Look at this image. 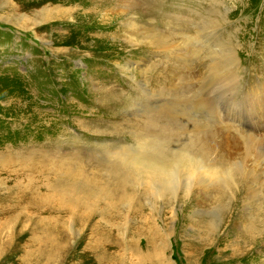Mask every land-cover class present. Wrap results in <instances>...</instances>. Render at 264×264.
Returning <instances> with one entry per match:
<instances>
[{"label": "rangeland", "instance_id": "374dc122", "mask_svg": "<svg viewBox=\"0 0 264 264\" xmlns=\"http://www.w3.org/2000/svg\"><path fill=\"white\" fill-rule=\"evenodd\" d=\"M225 47H232L237 62L219 67L225 73L231 67L238 90L233 99L247 104L251 96L264 97V0H0V199L15 201L22 186L27 189L35 181L43 194L47 185L62 190L74 183L65 173L55 180L61 162L63 168L108 173L112 182L129 184L126 175L108 164L109 153L147 141L153 132L145 131L142 122L148 117L156 119L151 130L161 134L178 126L171 161L198 158L183 139L203 131L210 135L202 142L215 148L210 160L232 151L250 165L241 153L246 131L262 126L252 132L261 148L252 153H262L261 158L251 163L264 176V105L246 106L257 117L246 120L244 133L221 129L203 108V102L213 101L228 123L224 94L214 84L204 90L202 79L208 57ZM198 94L197 105L189 103ZM167 101L171 115L156 113ZM195 121L198 125L190 129L188 123ZM224 138L233 140L234 147L224 144ZM176 148L183 150L172 154ZM136 156L128 152L122 158ZM235 181L233 187L227 184L231 190L213 195L211 185L190 188L186 200L173 203L143 197L139 204L145 212L132 194L116 204L118 193L107 198L94 183L89 195L93 210L53 212L51 218L43 213L0 215V264H94L86 248L99 236L119 243L117 255L125 258L124 264H152L146 254L153 249L145 244L149 229L157 232L155 247L161 254H155L168 264H264V181ZM184 193L178 190L179 197ZM45 228L48 232L40 237L32 235ZM57 230L63 239L55 243L66 247L54 261L30 250L38 243L33 236L47 240ZM210 236H217L216 241L208 243ZM247 250L251 257L241 254ZM137 253L146 258L138 262Z\"/></svg>", "mask_w": 264, "mask_h": 264}, {"label": "bare ground", "instance_id": "6f19581e", "mask_svg": "<svg viewBox=\"0 0 264 264\" xmlns=\"http://www.w3.org/2000/svg\"><path fill=\"white\" fill-rule=\"evenodd\" d=\"M21 21H24V20L22 19ZM231 48L225 47L223 50L221 49L214 50V52H212L214 53V56L208 57L210 62L207 64V70L205 71L206 73L204 74V77H202L203 84H204V88H203L204 90L208 88V86L210 85L213 86L214 84L216 86L215 89H219V92L224 94V102L222 106H223V110H229L226 113L227 115L225 116V120H227L228 123H224L223 117L220 115V111H218L215 108L213 101L203 102V108L206 111H209L208 115L213 117L214 124L216 123L221 129H227L229 130V132L234 130V131H240L244 133L243 130L245 129L243 128L248 127L247 121H249L250 119L254 117L255 118L257 117L254 114H253L254 117H252L248 112H246L247 110L246 106L251 105L254 102L257 103L256 105H264V97L260 99L256 96L251 98L252 97L251 96L248 99L247 104H243L239 101L236 102L233 99L235 98L233 97V93L235 92V90L236 92H238V90L237 88L235 89V77L233 74H231V71H232L231 67H229L231 71L228 70L227 73L221 72L219 70V67H222V66H226V67L231 66V65L237 66V62H235L234 55H233L234 52L233 50H231ZM221 52L223 54H221ZM223 57H224V60H222ZM218 71L220 73H218ZM228 82L230 83L228 84L230 87H227ZM201 95L198 94L197 96H193V99L189 103H192L193 105L196 106L197 103L201 100V97H202ZM227 102H229L230 104L229 105L224 104ZM155 109H156V113L157 112L164 113V114L168 113L171 115V101H167L165 104H162L161 107L158 106ZM192 112H195V111L192 110ZM259 115H262V112H260ZM241 120L245 121L244 126L235 124V122H241ZM154 121H156V119H154L153 117H148L147 120L142 122L143 123L142 126L145 127V131L147 130L148 132H153L150 135L146 136L147 141L141 142L136 147H127V146L123 147L121 151L119 149H114L112 153L113 152H116V153H113V154L112 153L110 154L108 151L110 155V158L108 157L109 158L108 164L113 167H117L124 175H126L128 177L129 184H120L117 182H112L108 173H103L102 175H98V173L94 171V172H90L86 174V173L80 172L81 170H78V168H75V167L63 168L62 166H60L62 163L61 162V163L56 164L57 168H56L55 180H58V177L60 174L65 173V176H67V178L69 179H72L71 181L74 183H71V184L69 183L70 186L62 185L63 187L62 190L61 188H59V185H58V188L55 187V189H52L53 187L52 184L47 185V188L49 190H46L47 192L44 194L41 193V191L38 189L39 187H37L36 181L33 182V185H31L27 189L26 188L24 189V187L22 186L23 188L22 193L20 194L19 198L16 199L15 201H12L8 198L0 199V215H8L14 212H21L25 214L43 213V214H47V216L51 218V215L53 212H56L58 215L61 216L62 212L67 213L66 215H69V214H76L80 209L93 210L94 209L93 206L95 205H90L89 195L92 196V193L94 192L93 190L95 188L94 183L99 184L98 192L104 194L107 198H110L108 196L111 193L112 195L113 193L114 194L118 193L120 197L117 198L116 204L123 202L127 198L128 193L132 194L134 196L133 201L136 203L138 207H141V209H143V212H145L146 208L143 206V204H139L140 200L143 197L150 198L154 201L158 198H161L164 202L171 200V203H173V201L176 199L178 200V198L180 199L185 198L186 200L188 198L190 188H193V190L195 188L204 189L205 186L211 185V189L209 190V192L213 195V192L217 194L219 193V190L225 191L224 189L226 187L231 190V188L227 184L232 183L233 184L232 187L235 186L234 184L235 179L238 183H241L243 185L247 184L250 181L252 183H254L255 181L256 183H260L264 181V176L260 178L261 174L259 173V171L255 172V169L252 166V163L256 164L259 162L261 158L260 154H262V153L260 154L252 153V151H254L255 149L256 150L261 149L257 144V139L255 137L256 134H252V132L262 131L260 130L262 126H254V127H250V129L248 130L246 129L247 130L246 133H248L246 134L247 142L243 144L241 148L242 152L241 151L240 152L249 161L251 160L250 165H247V161L243 158V156H240L238 154L237 156L234 157V153L232 151L229 152L228 155H225V157L222 155L216 154L217 159L210 160L209 156L211 153H214L213 151L215 148H209L208 146L205 145V143L202 142L203 140L208 139L210 135L207 132H203V131L198 132L200 133V135L198 133H194L186 137V139H183L184 142L190 145L192 151L195 153V155H197L195 157H198V158L183 156L181 159L171 161V148L174 147L175 142L177 141V138H175L176 141H172L171 139H173L174 136L178 135L175 133V131H177L178 126L174 127V129L171 130L170 134L168 133L166 135L164 134L166 132H164L163 133L164 135H163L161 134V131L159 129L158 131H154L156 129V127L154 126ZM5 122H9V120ZM170 123H171V126L184 125L183 123H175V122H170ZM197 123L195 121L193 123H188V125L190 129H193L194 127L193 125H198ZM157 127L159 128L161 126L157 124ZM153 128L154 130H151ZM198 128L199 127H197L196 129ZM154 133H157V136ZM211 138L212 136H210L209 140ZM227 139L229 138H224L223 140L224 144H230L231 147H234L233 140L229 139V141H227ZM165 142H171V145L167 146L165 145ZM158 146H160V149L158 148ZM180 150H183V149L176 148L173 150L172 154ZM128 152L134 153L137 156L129 157L128 159L122 158V155ZM125 156H128V155H125ZM225 161L227 163H231L233 161L232 162L233 164L225 165L224 164ZM260 162H264V158H262ZM173 163H175L176 168H175L173 175L168 179L163 178L160 175V173L156 170V167H155L156 165H166V164L172 165ZM208 166L217 167V168L215 171H210ZM261 171L264 172V167L261 168ZM250 187L253 188L254 186L253 187L250 186ZM254 188H257V187H254ZM181 189H183L185 193L183 196L179 197L178 190H181ZM80 196L84 198V200L80 198ZM222 198H223V195H222ZM111 199H109V201ZM113 202H115L114 199H113ZM113 202H111V204ZM128 208L129 207H127L126 209ZM105 212L110 213V211H105ZM220 212L221 211L219 210V212L216 214V217L219 216ZM153 229H155V227H153ZM47 232H48V229L45 228L44 230L33 232L32 235H38V237H40L39 235L40 233L45 234ZM57 232H60V230L52 231L51 233H53L54 236L48 238L47 240L45 238L37 239L36 236H33L32 238L34 240H37L38 243L36 247L30 250H37V252L39 251L41 252V254L43 252L45 253V256L47 255L46 259L48 261H54V258H53L54 255L57 252L64 250L66 247L65 244H59L58 242L55 243L56 241L63 239V237L59 236ZM156 235H157L156 231L149 229V234L147 238L145 239V244L147 245L148 248L152 247L151 249H153V251L147 252L146 254L147 259H150L152 261V264H168V259H164L163 257H160L159 255L155 254V251L160 253V247H155ZM216 237L214 238L211 237L208 240L209 242L208 241L206 242L208 243H211L212 241L214 242L216 241ZM89 241L94 242V244L92 247H89V248L86 246L87 247L86 251L92 256V261L94 262V264H124L125 258L119 257L117 255L119 253L118 252L119 251L118 242H109L104 237H101V236L92 237ZM46 245H50V246H46ZM110 249L112 250V253L110 252ZM196 249L198 250V248ZM237 252L238 250L235 249V252L233 253L236 254ZM111 254H113L114 258H112ZM241 254L248 255V257L252 256L250 250H247ZM139 255H142V253L138 254L137 256L138 258L137 261L141 262L143 261L145 254L142 255V259ZM232 257L234 256L232 255ZM192 260L193 259H191V261ZM36 262L39 263V260H37Z\"/></svg>", "mask_w": 264, "mask_h": 264}, {"label": "clouds", "instance_id": "9594fccd", "mask_svg": "<svg viewBox=\"0 0 264 264\" xmlns=\"http://www.w3.org/2000/svg\"><path fill=\"white\" fill-rule=\"evenodd\" d=\"M155 167L163 178L168 179L173 175L176 165L173 163L171 166L156 165Z\"/></svg>", "mask_w": 264, "mask_h": 264}]
</instances>
